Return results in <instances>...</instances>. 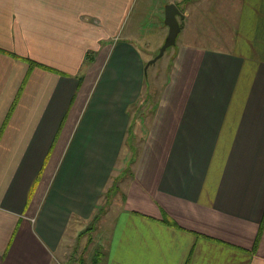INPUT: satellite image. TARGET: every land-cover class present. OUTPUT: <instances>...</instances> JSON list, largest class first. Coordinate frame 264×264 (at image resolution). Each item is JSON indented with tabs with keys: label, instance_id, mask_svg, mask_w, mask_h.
<instances>
[{
	"label": "crops",
	"instance_id": "obj_1",
	"mask_svg": "<svg viewBox=\"0 0 264 264\" xmlns=\"http://www.w3.org/2000/svg\"><path fill=\"white\" fill-rule=\"evenodd\" d=\"M134 1L0 0V264H62L94 222L92 264H264V0L166 76Z\"/></svg>",
	"mask_w": 264,
	"mask_h": 264
},
{
	"label": "rangeland",
	"instance_id": "obj_2",
	"mask_svg": "<svg viewBox=\"0 0 264 264\" xmlns=\"http://www.w3.org/2000/svg\"><path fill=\"white\" fill-rule=\"evenodd\" d=\"M198 1L200 0H182L180 3H178L182 12H184L185 14V23L183 27L184 31H182V29V33L178 35V44L184 41L186 37L192 38L195 34L198 35L199 43L202 45L205 44L208 46H218L219 43L214 42V39L218 38V36H216L217 34L222 37L225 45L231 43L229 35L230 32L234 31V27L229 21L228 12L224 10L223 5H225L226 10H229L230 8V14L234 13L235 16V14L237 15V12H240V8H238L239 0H209L210 2ZM166 5L167 2H165V0H135L130 8L126 27L121 31V34L125 35L128 31L132 30L135 35V38L133 39H136L139 47L143 49L145 56L147 55V53L156 56L160 52V48L167 38L169 26L165 23ZM207 12H210V14H208ZM227 27L231 28L225 33ZM192 28H199V30L197 32H189ZM163 34H166V38L165 35L163 36ZM140 39H142L144 42H140ZM160 42L162 43L160 44L161 46H159ZM175 46L176 44L169 47L166 51V54L161 57V60L151 65L150 72H152L153 69L158 67L161 63V76L167 75L166 66L169 65L168 62L173 56ZM143 100L144 102H142L139 106H136V110H139L138 114H143V112L140 111L143 110L144 106H146L147 109L153 104V101H150L153 100V98L151 97L148 98L147 96H143ZM138 114L136 116L137 118H135L138 123L136 122L135 125V122L133 121L131 131L137 128V125H140L141 123V118H139L138 120ZM139 134L140 133H137V129L136 132L132 131L128 134L127 138L129 143L127 146L125 145V153H123V158L126 159L125 164L126 162L127 164L125 168L119 169L122 170L120 171L121 175L116 178L112 187L117 185L116 182L122 181L120 180V178H125L130 174V167H132L130 161L133 159V156L138 153V145L140 142L139 138L141 137L139 136ZM122 165L123 163L119 164V166ZM114 190L115 187L113 188L110 196L109 193L105 194V207H109V205L112 204V201H114L112 200L114 196L113 194L117 193L114 192ZM101 217H104L103 213L99 214V216L97 217V221ZM94 224L92 223L91 226H94ZM91 226L90 228L87 227L86 229H84L83 233L77 235L78 239L76 242H74V247L69 252L68 259L62 261V264L94 263V260L97 258V246L94 244V241L92 239L93 234ZM89 229H91V231Z\"/></svg>",
	"mask_w": 264,
	"mask_h": 264
},
{
	"label": "water",
	"instance_id": "obj_3",
	"mask_svg": "<svg viewBox=\"0 0 264 264\" xmlns=\"http://www.w3.org/2000/svg\"><path fill=\"white\" fill-rule=\"evenodd\" d=\"M184 18L185 14L177 3L171 2L166 5L165 23L169 26V33L160 52L147 63V67L163 57L166 50L176 44L178 35L184 27Z\"/></svg>",
	"mask_w": 264,
	"mask_h": 264
},
{
	"label": "trees",
	"instance_id": "obj_4",
	"mask_svg": "<svg viewBox=\"0 0 264 264\" xmlns=\"http://www.w3.org/2000/svg\"><path fill=\"white\" fill-rule=\"evenodd\" d=\"M31 62V64H34L35 65V62H33V61H30ZM94 263H95V260H94Z\"/></svg>",
	"mask_w": 264,
	"mask_h": 264
}]
</instances>
